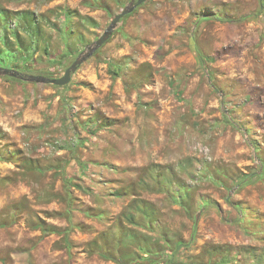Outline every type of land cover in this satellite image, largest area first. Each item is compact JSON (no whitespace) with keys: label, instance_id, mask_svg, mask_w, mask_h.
<instances>
[{"label":"rangeland","instance_id":"obj_1","mask_svg":"<svg viewBox=\"0 0 264 264\" xmlns=\"http://www.w3.org/2000/svg\"><path fill=\"white\" fill-rule=\"evenodd\" d=\"M130 1L0 0V264H264V0H146L30 79Z\"/></svg>","mask_w":264,"mask_h":264},{"label":"water","instance_id":"obj_2","mask_svg":"<svg viewBox=\"0 0 264 264\" xmlns=\"http://www.w3.org/2000/svg\"><path fill=\"white\" fill-rule=\"evenodd\" d=\"M146 0H131L129 5H127L120 13L114 16L111 20V24L104 31V33L88 47V52H83L64 72L60 77L49 78L46 76H31L30 79H35L41 82H52L57 86H65L69 84L72 80L73 73L78 69V67L90 57L98 48H100L107 40L111 37L114 28L122 20L123 17L130 14L134 9L144 3ZM0 70L4 75H11L13 77H22V73L13 68H3L0 67Z\"/></svg>","mask_w":264,"mask_h":264},{"label":"trees","instance_id":"obj_3","mask_svg":"<svg viewBox=\"0 0 264 264\" xmlns=\"http://www.w3.org/2000/svg\"><path fill=\"white\" fill-rule=\"evenodd\" d=\"M201 61H204L205 60V57L203 55H201Z\"/></svg>","mask_w":264,"mask_h":264}]
</instances>
